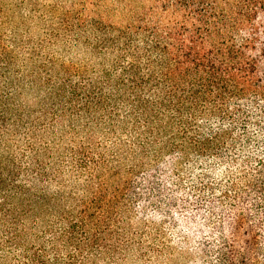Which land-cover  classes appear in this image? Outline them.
<instances>
[{"label":"trees","instance_id":"trees-1","mask_svg":"<svg viewBox=\"0 0 264 264\" xmlns=\"http://www.w3.org/2000/svg\"><path fill=\"white\" fill-rule=\"evenodd\" d=\"M91 1L0 36V264H264V0Z\"/></svg>","mask_w":264,"mask_h":264},{"label":"rangeland","instance_id":"rangeland-1","mask_svg":"<svg viewBox=\"0 0 264 264\" xmlns=\"http://www.w3.org/2000/svg\"><path fill=\"white\" fill-rule=\"evenodd\" d=\"M23 2L24 4L22 0H3L0 3V36L3 38V44L12 46L15 40L32 41L36 44L43 40L50 30L70 26L74 31L69 33L68 37H61L59 40L61 44L50 51H55L61 60H73L77 67L83 65L87 55L81 45L91 34V30L89 29L85 35L77 24L83 11L92 13L93 2L91 0H23ZM110 2L111 0H108L107 4ZM67 43L74 46L69 54L63 51ZM175 251L178 264H193L199 257L198 253L193 254L191 261L185 263L183 259L187 254V248L179 246Z\"/></svg>","mask_w":264,"mask_h":264}]
</instances>
